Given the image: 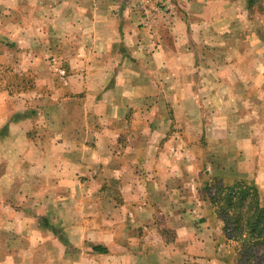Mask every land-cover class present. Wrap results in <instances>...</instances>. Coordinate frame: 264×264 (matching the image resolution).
<instances>
[{
	"label": "crops",
	"instance_id": "obj_1",
	"mask_svg": "<svg viewBox=\"0 0 264 264\" xmlns=\"http://www.w3.org/2000/svg\"><path fill=\"white\" fill-rule=\"evenodd\" d=\"M173 1L152 37L127 0H0V70L38 75L16 104L0 90V264H231L203 186L245 180L264 205V0ZM76 38L114 81L79 111L70 77L55 110L47 59Z\"/></svg>",
	"mask_w": 264,
	"mask_h": 264
},
{
	"label": "rangeland",
	"instance_id": "obj_2",
	"mask_svg": "<svg viewBox=\"0 0 264 264\" xmlns=\"http://www.w3.org/2000/svg\"><path fill=\"white\" fill-rule=\"evenodd\" d=\"M128 2V6L131 8L132 13L134 15H137L139 17L138 22H135V28L136 29H145L146 31L150 32V36L153 35V32H155L156 30L159 29V27H161L160 24H164V22H162L161 20L165 19V17H167L169 14H171L172 12H174L175 9V1L173 0H127ZM175 2V3H174ZM183 2V1H182ZM178 8V7H177ZM67 10V9H65ZM119 13H122L119 11ZM168 23V21H166ZM172 24V23H170ZM91 25L92 24H88L87 27H89L91 29ZM61 31V30H59ZM67 31V30H66ZM153 37V36H152ZM59 41H64V39L59 38ZM70 40V39H69ZM75 40H80L82 41L81 43L85 44L87 52L84 53V48H82V50L80 51L81 53H77L75 55H66V54H53L52 56H50L47 60L49 61V66H50V70L49 72L52 73V77L54 79V89H52L51 87V91L48 90L49 92H51V95L53 96H49V99L52 101V103H55V110H58L60 108L63 109V105L62 101L60 102L61 98H57V92L56 90H58V88H61L62 86L67 87L69 83V79L70 77H74L75 80H77V78H86L89 80V86H87V93H89L90 95L87 97L86 102L81 103V101H73V102H69L67 104H69L66 108L67 109H76V110H83V108L85 107V109L87 110H91L93 107V97L91 96V93H95L97 91H95V88H97V84L100 85V87L98 89H100V91L98 92L99 95L97 96V98L100 96V99L102 97V93H104L105 91H107L110 87L112 82L114 81V76H111V73L113 72L112 69L109 67L107 71L105 70H101V71H96L93 70V64L91 65L90 63H93L95 60L97 61H101L102 62V58H98L94 55H92L91 51L89 49L90 46H92V42L93 40H83L82 38H76ZM26 42H28V39L26 40ZM16 43V42H15ZM9 48H12V50L14 51L15 48V44H11L9 45ZM125 54V53H124ZM93 56V57H92ZM111 57V55H109ZM108 56V57H109ZM109 57V58H110ZM69 60H79L80 63H84L87 64L89 68H85V69H76V70H71L70 68H68V62ZM105 58L103 57V62H104ZM117 61H119V58H117ZM136 62V59H133V63ZM122 63H120L119 65H121ZM44 69V67H43ZM36 73V72H35ZM76 74V75H74ZM19 75V74H18ZM17 72H15V69H11V70H0V90H6V92L10 93L9 95L11 97H14V103H17V92H25L27 90L33 89L35 86L34 84V80L38 79V75L34 74L33 72H28L26 75H22V76H18ZM74 75V76H72ZM116 76V75H115ZM107 81V82H106ZM109 82V83H108ZM66 84V85H65ZM94 84V85H93ZM120 88L122 90H124L126 87L125 86H120ZM74 91H77L76 89ZM53 92V93H52ZM67 95H65V98L67 99H73L72 95L69 93H66ZM45 98L46 95H44ZM60 99V100H59ZM41 99H37L36 97H34V101H39ZM40 103H44V102H40ZM46 106H49V104H46ZM45 105H41V104H37L32 102L30 104V106L28 105V109L24 111V113H19L17 114V112L15 111V108L13 109L14 111V119L16 118H20L23 117L25 115L28 114H37L40 111L44 112ZM16 107V106H15ZM31 107V108H30ZM80 116V112L78 113V115L74 118H70V121H74V122H89L92 119H79ZM76 118V119H75ZM53 122L57 123L59 122V117L56 115L53 118ZM52 122V123H53ZM54 125V123H53ZM186 159L188 158V156H185ZM204 188V186H203ZM215 189H212L211 191H214ZM209 205V204H208ZM170 237V235H167ZM221 240V235L218 239V242H220ZM220 244V243H219ZM220 248V254L225 251V253H227V250L225 248V246L221 243L219 246ZM231 264H234L233 261H231Z\"/></svg>",
	"mask_w": 264,
	"mask_h": 264
},
{
	"label": "trees",
	"instance_id": "obj_3",
	"mask_svg": "<svg viewBox=\"0 0 264 264\" xmlns=\"http://www.w3.org/2000/svg\"><path fill=\"white\" fill-rule=\"evenodd\" d=\"M203 190L211 214L222 223L219 243L229 251L230 261L264 264V205L257 188L245 180L212 178Z\"/></svg>",
	"mask_w": 264,
	"mask_h": 264
}]
</instances>
